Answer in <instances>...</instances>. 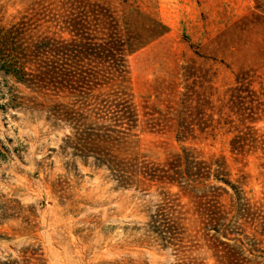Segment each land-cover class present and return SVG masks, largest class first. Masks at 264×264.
<instances>
[{"label": "rangeland", "instance_id": "1", "mask_svg": "<svg viewBox=\"0 0 264 264\" xmlns=\"http://www.w3.org/2000/svg\"><path fill=\"white\" fill-rule=\"evenodd\" d=\"M37 63L83 81L81 126L39 107L73 91L16 79ZM88 132L128 173L163 174L183 150L216 162L226 251L264 264V0H0V264H216L194 185L123 187L90 140L75 147Z\"/></svg>", "mask_w": 264, "mask_h": 264}, {"label": "trees", "instance_id": "2", "mask_svg": "<svg viewBox=\"0 0 264 264\" xmlns=\"http://www.w3.org/2000/svg\"><path fill=\"white\" fill-rule=\"evenodd\" d=\"M27 68L29 72H24L23 69ZM7 73L8 70H7ZM16 79L19 82L25 83L29 88H33L35 91L39 92V94H46L47 92H51L52 90H63L70 89L75 93L73 95V105L64 106L57 105L59 107H55L53 104L51 107L44 106L43 104H39L42 110L46 109L50 116L56 121L64 122L68 124L70 127L72 125L79 126L84 121L88 119V117L80 116L79 110H76V107L80 106L81 95L77 86H81L83 81L80 78L69 79L67 78L64 72V66L61 64H27L26 66H22V71H18L15 75ZM93 82V81H92ZM44 98L48 100V97L44 95ZM71 108V110L69 109ZM73 111V112H72ZM145 117L144 115H142ZM132 124H129L128 121ZM126 121L122 122L125 125H128V129L133 130L137 129V116L136 111L133 106V110L130 116L123 118ZM130 125V126H129ZM81 126V125H80ZM141 132H144L143 128H140ZM186 135H190L191 129L189 127L183 128ZM87 130H85L86 132ZM90 131V130H89ZM82 131V133H85ZM90 134H78L77 141L78 145L76 146H85L84 144L90 140L91 148H87L90 152L95 156L96 161L100 165H106L112 172L115 177V180L118 184H121L126 187H130L133 183H136L137 175L141 177L142 180H148L150 182L159 183V184H167L180 187V190H184L181 187L180 180L185 179L186 181H190L196 189L199 196L197 200V208L199 214L201 215L203 221L207 223V227H210L209 230L214 232V242L211 247L212 256L216 262V264H236L234 261L237 260V252L229 254L226 251L227 243L224 241L226 239V226H225V206L221 204L222 193H220L223 189L220 187H215L214 185H207V181L213 177L218 182H225L223 178H220L219 169L212 170V167L216 165V162L210 161H198L191 157L187 150H183V153L177 155L174 159L176 167L169 168L163 174L158 175L161 171H157L156 173L148 174L147 172L135 174L128 173L126 169L128 168L124 161H121L117 158H110V160L103 155V151H100V142L106 141L108 136L105 135H94L92 132H88ZM87 145V144H86ZM85 149V148H84ZM77 150V149H75ZM75 156L80 154H74ZM103 155V156H101ZM82 157H87V153L82 155ZM99 157V158H98ZM104 157V158H103ZM170 165V164H169ZM218 166V165H217ZM185 175V176H184ZM187 175V176H186ZM168 210V208L161 209V212ZM158 216V214H157ZM152 221L155 224V228L157 229V233L162 237H166L165 240L172 239L174 235L177 234V228L175 220H171L168 223H162L160 220L154 221L156 219V215L152 217ZM223 238V239H222ZM232 257H230V256Z\"/></svg>", "mask_w": 264, "mask_h": 264}]
</instances>
